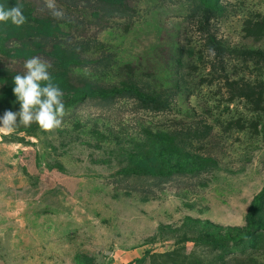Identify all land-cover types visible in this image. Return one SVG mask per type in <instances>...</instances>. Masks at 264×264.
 I'll use <instances>...</instances> for the list:
<instances>
[{
    "label": "rangeland",
    "instance_id": "obj_1",
    "mask_svg": "<svg viewBox=\"0 0 264 264\" xmlns=\"http://www.w3.org/2000/svg\"><path fill=\"white\" fill-rule=\"evenodd\" d=\"M61 1V45L86 61L70 85L91 94L64 102L58 128L21 122L0 134V147L11 150L0 165L10 174L16 166V177L31 183L32 226L45 214L60 220L62 208L65 229L105 235L107 252H83L78 264H104L99 256L107 253L128 264H264V0ZM13 2L50 12L47 0H0ZM208 34L229 53L210 50ZM17 47L0 42L6 80L25 73L24 61L10 59ZM237 50L260 56L241 64ZM220 56L229 83L247 99L213 70ZM176 85L191 97H174L161 110L125 92ZM171 143H192L207 167L168 174L183 164L161 163L158 154ZM160 168L167 174H139Z\"/></svg>",
    "mask_w": 264,
    "mask_h": 264
},
{
    "label": "trees",
    "instance_id": "obj_2",
    "mask_svg": "<svg viewBox=\"0 0 264 264\" xmlns=\"http://www.w3.org/2000/svg\"><path fill=\"white\" fill-rule=\"evenodd\" d=\"M12 1V0H10ZM78 3L82 0H76ZM86 2L95 1L98 5H107L110 6L113 0H84ZM63 2V0L61 1ZM119 2V1H118ZM11 4H7L9 8L14 7L17 3L13 2ZM22 7L24 11V15L27 17L26 23L22 26H15L11 23L8 24H0V36H3V39H0L1 44L5 43L8 45L18 46L17 48H11L12 55L10 59H13L16 62L26 61L32 57H39L42 60L46 61V64L50 66V70H54L56 72L51 73L50 76L52 78V82L59 86V88L63 92L62 100L63 102H67L69 100H75L80 95L87 97L91 94V89L89 86L84 87L80 86L78 88L73 87L72 84L74 81V71L82 67L86 64L85 60L80 59L79 56L74 55V53L66 50L65 47L61 45L60 38L62 36L61 33V19H55L51 12L46 11V13H39L36 8H33L32 5L26 3L18 4ZM82 17V16H81ZM207 44L210 47V50L216 51L217 53L221 52L222 56L229 53V50H225L224 47L219 46L215 38L208 34L207 36ZM0 53L5 54L3 51ZM257 51H246V50H237L235 53L239 58L241 64H245V62L249 61L250 57H254L257 55ZM6 55V54H5ZM258 53V57H259ZM214 65L213 70H217L220 73V77L224 80V84L228 87L230 92H233L234 95H239V97H243L245 99L248 98L245 95L243 89L241 88L239 91L235 90L233 83H229L227 76L225 75L226 70L223 67L224 58L220 56V58L214 57ZM16 71L9 74V79H4L7 74H0V84H5L4 87L0 86V104L5 105L6 111L9 110V102L15 104L16 98L13 94V77L17 75ZM10 82V84H6ZM176 85V90H161L158 92L147 93L143 92L142 94L135 89H127L125 92H131L134 95L138 96L137 101L140 105L146 103L154 109H163L169 105V102L174 99V97L183 96V102H187L191 97L192 93L188 91V89L183 91H178ZM135 90V91H134ZM106 94V93H105ZM104 94V95H105ZM107 97L109 95H106ZM162 99V100H161ZM161 100V102H160ZM18 103V102H16ZM190 118V117H188ZM198 119V118H197ZM190 120H196L195 114L192 115ZM201 122V121H200ZM198 126L207 127L203 123L197 124ZM194 148V145L190 143L186 148H177L174 143L169 145V149H161L158 157H160L161 163L168 164L171 161H179L183 163L180 166H176L174 171L170 170L168 172L172 174H195L205 169L208 165V160L204 159L202 155H200L199 149ZM139 174L148 176V175H156L161 176L163 174H167L163 171V169H159L158 171H141ZM155 177V176H154Z\"/></svg>",
    "mask_w": 264,
    "mask_h": 264
},
{
    "label": "crops",
    "instance_id": "obj_3",
    "mask_svg": "<svg viewBox=\"0 0 264 264\" xmlns=\"http://www.w3.org/2000/svg\"><path fill=\"white\" fill-rule=\"evenodd\" d=\"M5 151L11 152L0 147V154ZM7 167L0 165V264H78L77 258L83 252H107L109 240L105 235L97 237L94 231L65 229L61 207L55 214H59L56 216L62 222L51 223L45 214L35 229L31 224L34 200L31 183L25 174L16 177V166L11 167L13 174ZM38 217L36 214L35 218ZM99 257L104 264L129 262L124 255L107 253Z\"/></svg>",
    "mask_w": 264,
    "mask_h": 264
},
{
    "label": "clouds",
    "instance_id": "obj_4",
    "mask_svg": "<svg viewBox=\"0 0 264 264\" xmlns=\"http://www.w3.org/2000/svg\"><path fill=\"white\" fill-rule=\"evenodd\" d=\"M46 7L55 19L64 18V12L56 7L55 0H47ZM26 20L21 6L9 8L0 4V24L11 23L19 27ZM24 68L23 75L17 74L13 77L12 91L19 103V111L8 110L0 117V134H12L21 122L26 127L36 123L44 130H52L62 124L65 113L63 92L52 82L49 65L39 57H32L25 61Z\"/></svg>",
    "mask_w": 264,
    "mask_h": 264
}]
</instances>
